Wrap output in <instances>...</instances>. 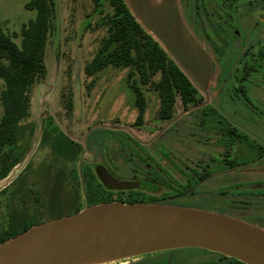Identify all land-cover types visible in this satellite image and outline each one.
Segmentation results:
<instances>
[{"label": "rangeland", "instance_id": "rangeland-1", "mask_svg": "<svg viewBox=\"0 0 264 264\" xmlns=\"http://www.w3.org/2000/svg\"><path fill=\"white\" fill-rule=\"evenodd\" d=\"M30 1L0 0L1 27L18 45L22 26L36 15L25 8ZM176 1L180 12L182 0ZM53 5L46 74L32 89L31 114L24 122L33 132L27 131L20 142L26 150L22 161L0 181V236L13 216L40 223L71 213L77 204L73 178L79 170L80 187L93 163L122 182L157 183L159 192L146 194L147 202L207 211L264 230V71L240 84L241 67L225 65L237 58L235 52L225 49L229 55L218 64L220 59L201 48L208 72L193 85L202 103L185 110L178 99L174 119L166 123L159 118L157 93L145 87L148 105L139 127L126 80L128 68L85 74L107 35L101 17L93 14V0H53ZM3 88L0 79V94ZM242 89H247V96ZM227 130H234L230 146ZM240 144L243 154L236 152ZM151 152L166 167L156 161L148 164ZM226 158L234 168L244 167L231 174V187ZM240 184L242 196L236 189ZM80 194L79 188V203ZM212 255L179 249L99 264H210Z\"/></svg>", "mask_w": 264, "mask_h": 264}, {"label": "water", "instance_id": "water-1", "mask_svg": "<svg viewBox=\"0 0 264 264\" xmlns=\"http://www.w3.org/2000/svg\"><path fill=\"white\" fill-rule=\"evenodd\" d=\"M125 1L192 83H199L208 72V58L188 33L177 1ZM99 176L109 188L154 190L145 183L119 181L104 170ZM189 248L245 264H264V230L238 219L183 207L100 203L34 225L0 243V264H99Z\"/></svg>", "mask_w": 264, "mask_h": 264}, {"label": "trees", "instance_id": "trees-1", "mask_svg": "<svg viewBox=\"0 0 264 264\" xmlns=\"http://www.w3.org/2000/svg\"><path fill=\"white\" fill-rule=\"evenodd\" d=\"M93 3V14L101 17L107 35L85 66V74L91 77L110 67L128 68L126 80L137 108V126L143 124L147 110L145 87L157 93L160 101L159 115L164 120L174 118L178 99L185 110L202 103L192 81L163 46L137 21L125 0H93ZM53 6V0H31L26 3L25 8L34 11L36 15L22 26L20 45L0 24V79L4 82L0 94L3 106L0 115V181L22 161L26 150L20 142L27 131L29 135L33 132L32 126L24 122L31 114L32 89L46 74L45 49L52 29ZM106 6L110 8L109 12ZM109 189L129 190L131 196L127 204H158L154 200L145 201L140 194L142 192L127 188ZM109 199L105 202L111 203V197ZM36 224L39 222L26 223L20 217L13 216L8 230L0 236V243ZM192 249L208 252L198 248L188 250ZM212 254L224 258L221 264H245L218 253Z\"/></svg>", "mask_w": 264, "mask_h": 264}, {"label": "flooded vegetation", "instance_id": "flooded-vegetation-1", "mask_svg": "<svg viewBox=\"0 0 264 264\" xmlns=\"http://www.w3.org/2000/svg\"><path fill=\"white\" fill-rule=\"evenodd\" d=\"M180 12L183 21L187 24V29L191 36L205 52L214 58L220 59L218 64H221V61H223V56L226 57V55H229L227 54V49L231 50V52H235L237 58H229L225 65L236 64L235 66L237 68L241 67L242 74L240 79H238V83L241 84L243 82H247L250 74L258 71H264V66L260 65V62L264 63V0H182V8ZM262 76H264V74H262ZM262 79L264 78L262 77ZM242 86L243 85L240 87ZM241 91L245 96H247V89H242ZM159 118L166 121V123L171 121L164 120L160 115ZM226 134L228 143H230L229 137L231 138L234 134V130H227ZM227 145L230 146L231 143ZM236 152L243 154L241 144ZM228 153L229 152L225 151L224 155L227 156ZM155 158L156 156L151 152V155L147 158V161L149 162L148 164H155L156 161L158 164L161 163L163 167H166L162 164L163 162L161 160ZM224 161L231 168L226 174L229 177L228 183L231 187V174L239 172L244 167L234 168L232 166V160L226 158ZM100 170H104L110 174L100 163H93L90 169L88 171L85 170L83 173V182H80V187L79 170L77 171L76 178H73L75 179L76 184L72 187L73 195L75 196L74 199L77 203L75 208L71 213H66V215L62 216L59 215L52 220L76 214L84 208L92 205L106 203L105 201L110 197L112 202L127 203L130 200L131 194L129 193V190L113 191V189H109V187L103 184L99 176ZM94 179L98 180L96 185H94L91 181ZM150 186L154 188V190H130L142 192L140 194L144 199L146 194H156L160 190L158 188L160 186L157 183L150 184ZM243 187L244 185L240 184L238 188H236L238 195L240 196L244 195ZM79 188L80 193L82 194L81 198L83 200L81 203H79ZM84 189L86 192L83 194L81 190ZM86 189H88V191ZM50 220L41 221L39 224ZM207 253L213 252L208 251ZM212 256L215 259L211 260L210 264H221L224 261V258L221 256L214 254Z\"/></svg>", "mask_w": 264, "mask_h": 264}]
</instances>
